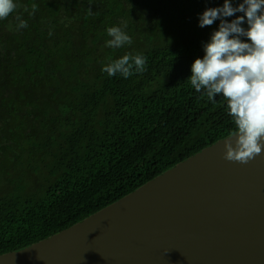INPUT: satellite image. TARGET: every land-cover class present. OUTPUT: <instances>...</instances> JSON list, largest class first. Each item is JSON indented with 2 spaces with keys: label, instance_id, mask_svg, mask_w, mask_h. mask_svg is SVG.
Listing matches in <instances>:
<instances>
[{
  "label": "trees",
  "instance_id": "16d2710c",
  "mask_svg": "<svg viewBox=\"0 0 264 264\" xmlns=\"http://www.w3.org/2000/svg\"><path fill=\"white\" fill-rule=\"evenodd\" d=\"M14 3L0 19V254L70 226L237 131L223 95L209 100L189 79L221 22L200 27L199 16L224 0ZM113 26L132 43L109 47ZM125 54L145 56V71L124 78L102 70Z\"/></svg>",
  "mask_w": 264,
  "mask_h": 264
},
{
  "label": "water",
  "instance_id": "95a60500",
  "mask_svg": "<svg viewBox=\"0 0 264 264\" xmlns=\"http://www.w3.org/2000/svg\"><path fill=\"white\" fill-rule=\"evenodd\" d=\"M235 132L0 264H264V149L226 160Z\"/></svg>",
  "mask_w": 264,
  "mask_h": 264
},
{
  "label": "clouds",
  "instance_id": "9594fccd",
  "mask_svg": "<svg viewBox=\"0 0 264 264\" xmlns=\"http://www.w3.org/2000/svg\"><path fill=\"white\" fill-rule=\"evenodd\" d=\"M16 8L14 0H0V19ZM35 8V5H33ZM244 13L229 22L223 17ZM247 21L248 28L241 25ZM220 19L218 30L203 45L204 56L191 65L190 84L197 92L205 91L209 100L222 94L237 131L235 141L225 143V159L248 163L264 149V0H243L233 7L224 0L222 7L206 8L199 16V26H211ZM19 27L27 22L19 21ZM109 47L119 48L132 43V38L118 26L109 27ZM247 37V41L241 37ZM143 55L125 54L110 61L102 70L109 76L119 73L128 78L133 72L146 69Z\"/></svg>",
  "mask_w": 264,
  "mask_h": 264
}]
</instances>
